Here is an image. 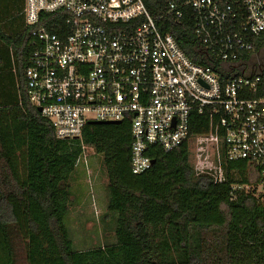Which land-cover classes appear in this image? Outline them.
Listing matches in <instances>:
<instances>
[{
	"label": "trees",
	"instance_id": "1",
	"mask_svg": "<svg viewBox=\"0 0 264 264\" xmlns=\"http://www.w3.org/2000/svg\"><path fill=\"white\" fill-rule=\"evenodd\" d=\"M23 2L0 0V264L264 263V191L252 189L261 167L223 157L220 180L195 171L190 147L212 130L216 118L209 113L191 111L188 137L173 149L149 146L154 162L139 174L130 168L129 120L86 124L79 137H56L24 86ZM143 2L161 31L206 64L189 11L177 21L166 0ZM263 47L264 33L243 58ZM84 147L102 155L107 208L117 214L115 243L75 251L64 218L70 175Z\"/></svg>",
	"mask_w": 264,
	"mask_h": 264
},
{
	"label": "built area",
	"instance_id": "2",
	"mask_svg": "<svg viewBox=\"0 0 264 264\" xmlns=\"http://www.w3.org/2000/svg\"><path fill=\"white\" fill-rule=\"evenodd\" d=\"M23 1L24 86L56 137H79L89 121L129 120L139 174L152 164L149 146L180 145L191 111L207 112L212 130L195 141L213 166L195 171L217 181L223 157L246 160L261 167L252 189L264 191V66L243 58L264 33V0H166L177 21L191 13L206 64L159 29L143 0Z\"/></svg>",
	"mask_w": 264,
	"mask_h": 264
},
{
	"label": "rangeland",
	"instance_id": "3",
	"mask_svg": "<svg viewBox=\"0 0 264 264\" xmlns=\"http://www.w3.org/2000/svg\"><path fill=\"white\" fill-rule=\"evenodd\" d=\"M264 66V47L254 51L247 65ZM192 141L190 152L194 167L201 169L208 161L213 166L212 158L206 157L203 148ZM86 162H78L71 173L70 199L68 211L64 218L72 248L75 251L97 248L115 243L114 230L117 214L108 211L110 193L107 186L106 170L102 156L86 147ZM82 163V164H81ZM84 164V165H83ZM256 193L262 190H255Z\"/></svg>",
	"mask_w": 264,
	"mask_h": 264
},
{
	"label": "water",
	"instance_id": "4",
	"mask_svg": "<svg viewBox=\"0 0 264 264\" xmlns=\"http://www.w3.org/2000/svg\"><path fill=\"white\" fill-rule=\"evenodd\" d=\"M37 111L40 112L41 108L40 107H37L36 108ZM117 123H120L119 121H89L88 124H117ZM154 161L152 160V163Z\"/></svg>",
	"mask_w": 264,
	"mask_h": 264
},
{
	"label": "crops",
	"instance_id": "5",
	"mask_svg": "<svg viewBox=\"0 0 264 264\" xmlns=\"http://www.w3.org/2000/svg\"><path fill=\"white\" fill-rule=\"evenodd\" d=\"M95 155H96V153H95ZM98 155V154H97ZM101 155V154H100ZM102 156V155H101ZM80 158H81V160H82V163H84V162H86V160H87V154L85 153V148L83 149V151H82V153H81V155L79 156V158H78V160H77V165H78V162L80 161ZM84 161V162H83ZM81 163V164H82ZM77 165H76V167H77ZM84 165V164H83Z\"/></svg>",
	"mask_w": 264,
	"mask_h": 264
}]
</instances>
